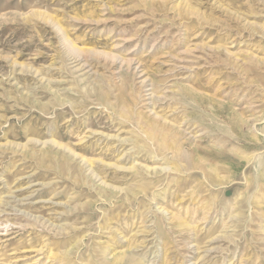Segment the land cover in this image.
I'll return each mask as SVG.
<instances>
[{
  "label": "rangeland",
  "instance_id": "rangeland-1",
  "mask_svg": "<svg viewBox=\"0 0 264 264\" xmlns=\"http://www.w3.org/2000/svg\"><path fill=\"white\" fill-rule=\"evenodd\" d=\"M0 264H264V0H0Z\"/></svg>",
  "mask_w": 264,
  "mask_h": 264
}]
</instances>
